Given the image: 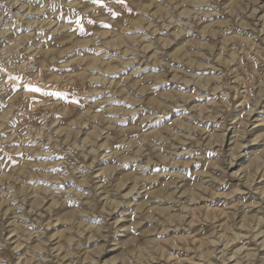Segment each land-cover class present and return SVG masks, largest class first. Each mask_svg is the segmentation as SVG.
I'll use <instances>...</instances> for the list:
<instances>
[{
    "label": "rangeland",
    "instance_id": "obj_1",
    "mask_svg": "<svg viewBox=\"0 0 264 264\" xmlns=\"http://www.w3.org/2000/svg\"><path fill=\"white\" fill-rule=\"evenodd\" d=\"M0 264H264V0H0Z\"/></svg>",
    "mask_w": 264,
    "mask_h": 264
},
{
    "label": "bare ground",
    "instance_id": "obj_2",
    "mask_svg": "<svg viewBox=\"0 0 264 264\" xmlns=\"http://www.w3.org/2000/svg\"><path fill=\"white\" fill-rule=\"evenodd\" d=\"M58 1H59V0H58ZM68 1H69V0H68ZM60 2H61V1H60ZM60 2H59V3H60ZM66 2H67V1H66ZM52 3H53V1H52ZM67 4H68V5L64 4V6L66 5L67 7H68V6L70 7L71 5H73V2H72V3H67ZM77 4H78V3H77ZM22 5H23V3H22ZM57 5H58V4H57ZM74 6H75V4H74ZM74 6H73V7H74ZM71 7H72V6H71ZM1 8H2V7H1ZM22 9H23V8H22ZM47 9H48V8H47ZM44 11H45V10H44ZM55 14H56V13H55ZM50 15H51V13H50ZM50 15H49V16H50ZM51 16H54V15H51ZM12 26H13V25H12ZM2 34H3V33H2ZM12 43H13V42H12ZM13 55H14V54H13Z\"/></svg>",
    "mask_w": 264,
    "mask_h": 264
}]
</instances>
